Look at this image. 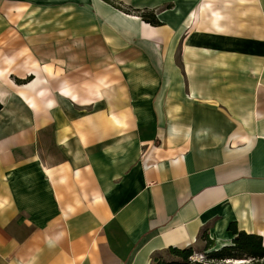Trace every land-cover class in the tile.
<instances>
[{
  "label": "crops",
  "instance_id": "1",
  "mask_svg": "<svg viewBox=\"0 0 264 264\" xmlns=\"http://www.w3.org/2000/svg\"><path fill=\"white\" fill-rule=\"evenodd\" d=\"M116 1L0 0V264L264 247V0Z\"/></svg>",
  "mask_w": 264,
  "mask_h": 264
},
{
  "label": "trees",
  "instance_id": "2",
  "mask_svg": "<svg viewBox=\"0 0 264 264\" xmlns=\"http://www.w3.org/2000/svg\"><path fill=\"white\" fill-rule=\"evenodd\" d=\"M105 1L115 6L117 9L126 12L127 14H132V13L139 14V16H141L145 22H148L153 26L161 25V23L152 14L148 15L140 11H133L129 9L125 10L122 4L117 6L115 5V2L113 0H105ZM31 80L32 78H29L26 81L17 79V83L27 84ZM1 108L2 107L0 105V109ZM230 231L234 232V234L237 235L236 239L233 241L232 246L224 247L216 251L214 250L206 257L204 255H200L202 256V261L192 260L193 257L198 256L192 247L184 250L171 248L168 251V253L180 259L181 261H166L162 257H160V258H156L152 264H207L206 262H204V260H209L217 264V262H222L225 260L240 259V257L237 256L236 253L238 254L240 253L241 255H245L248 258L254 259L255 264H264V247L261 237L257 235H248L246 233H239L237 231V227L235 224H232L230 226ZM202 240L205 241L207 244L205 247V251H209L213 249V242L209 240V237L206 233L202 235Z\"/></svg>",
  "mask_w": 264,
  "mask_h": 264
},
{
  "label": "rangeland",
  "instance_id": "3",
  "mask_svg": "<svg viewBox=\"0 0 264 264\" xmlns=\"http://www.w3.org/2000/svg\"><path fill=\"white\" fill-rule=\"evenodd\" d=\"M115 2V5H120V3L116 0H113ZM123 7V6H122ZM125 10H128L127 8H124ZM233 243H230L229 245L232 246ZM194 251L196 252V254L198 255L197 258L199 259V261H202V258L200 255H204L205 257L207 255H209L210 253H212L214 250H209V251H205V247L203 248H193ZM237 256L240 257V259H230V260H225V261H222V262H217V264H237L236 262L238 260H244L247 262V264H255V261L254 259H251V258H248L247 256L245 255H241L240 253H236ZM164 260L166 261H181L180 259L170 255L169 253L165 254L163 257H162ZM207 259V258H206ZM236 261V262H235ZM204 262H206L207 264H215L214 262L212 261H209V260H204Z\"/></svg>",
  "mask_w": 264,
  "mask_h": 264
},
{
  "label": "bare ground",
  "instance_id": "4",
  "mask_svg": "<svg viewBox=\"0 0 264 264\" xmlns=\"http://www.w3.org/2000/svg\"><path fill=\"white\" fill-rule=\"evenodd\" d=\"M235 262H236V261H235ZM236 263H237V264H247V262L244 261V260H238Z\"/></svg>",
  "mask_w": 264,
  "mask_h": 264
},
{
  "label": "built area",
  "instance_id": "5",
  "mask_svg": "<svg viewBox=\"0 0 264 264\" xmlns=\"http://www.w3.org/2000/svg\"><path fill=\"white\" fill-rule=\"evenodd\" d=\"M201 258H202V256H201ZM192 260H194V261L198 260L199 261V259L197 257H193Z\"/></svg>",
  "mask_w": 264,
  "mask_h": 264
}]
</instances>
